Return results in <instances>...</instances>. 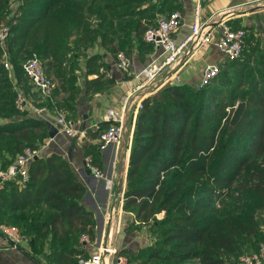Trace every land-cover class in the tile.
Returning a JSON list of instances; mask_svg holds the SVG:
<instances>
[{
  "label": "trees",
  "instance_id": "1",
  "mask_svg": "<svg viewBox=\"0 0 264 264\" xmlns=\"http://www.w3.org/2000/svg\"><path fill=\"white\" fill-rule=\"evenodd\" d=\"M136 1L0 0V24L9 31L4 41L8 62L18 78L23 60L36 57L48 75V69L59 67L71 50L69 37L73 36L75 47L90 45L101 32L96 18L117 14L123 7L125 14H131L128 5ZM149 23L133 21L137 40ZM260 42L240 58L220 63L207 85L165 84L141 99L131 133L122 209L156 235L147 249L127 255L132 263L181 264L195 259L199 264H224L236 261L243 249L257 252L264 241L260 222L264 213V32ZM100 67L97 56L87 58L86 73L94 77L84 81V95L108 86ZM14 96L0 63V119L17 112ZM240 101L244 109L230 126L231 113ZM55 107L72 109L67 101ZM106 125L101 122L85 134L95 138ZM48 134L45 122L35 116L1 122L0 151L13 158L24 147L37 149ZM81 146L99 167L96 145L83 140ZM18 180L7 181L0 189V223L16 225L33 251L50 236L57 264H76L78 257L87 256L84 243L94 239L93 217L80 202L84 187L67 161L54 152L39 153L28 164L26 182Z\"/></svg>",
  "mask_w": 264,
  "mask_h": 264
},
{
  "label": "crops",
  "instance_id": "2",
  "mask_svg": "<svg viewBox=\"0 0 264 264\" xmlns=\"http://www.w3.org/2000/svg\"><path fill=\"white\" fill-rule=\"evenodd\" d=\"M196 6L199 8L200 23L203 28L216 32L218 23L221 21L230 28H243L245 37L251 41L250 44L260 45V36L264 32V0H137L135 4L128 5L131 14H125L123 7L121 17L117 18L115 15L112 18L113 22H122L112 32L108 31V23L104 21L105 19L96 18V23H100L101 32L95 36L90 45L75 47L72 43L73 36L69 37L67 45L71 50L68 51L66 59L62 60L59 67H51L47 72L53 85L50 99H48L50 104L47 103L48 100L40 102L36 90L27 78L22 73L17 78L15 70L11 67L10 83L13 86L16 85L33 106H42L44 110L38 116L32 115L27 110L16 112L8 118H1L0 123L7 120L14 121L23 116H35L50 123L55 129L56 112L62 111L78 130L80 126H83V129L79 130L82 133L78 136L68 137L55 132L51 138L47 136L38 145L41 147V154L50 152L60 154L67 161L75 178L83 184L84 194L80 202L91 212L94 222V239L86 240L84 243L88 254L107 241L109 226L112 227L114 234L111 242L117 246L119 253L121 250L125 251L126 256L141 253L155 241L156 234L151 231L149 225L138 224L133 220L130 212L122 209L131 133L138 110L136 104L144 92H149L151 95L165 84L196 88L206 63L220 64L225 60L213 45L195 50L189 44L188 53L181 54L180 58L158 75L150 86L130 94L134 85L133 74L146 63L152 52V46L149 47L148 44L135 38L131 25L135 20H140L144 24L153 22L156 16L176 10L181 14L184 26L178 27L172 36L179 39L187 33V26L191 22L193 9ZM114 49L124 51L129 57L130 66L127 72L124 73L116 66L112 51ZM91 55L97 56L98 62L102 65L99 69L105 70L109 84L102 91L84 95L82 87L84 81L94 77L92 74H87L85 68V62ZM170 74H173V77L167 81L166 77ZM70 92L74 94L69 96ZM123 97L128 98L123 137L118 143H111L103 149H97L99 169L102 173V177L97 178L84 165L85 155L81 146L83 140L95 145V138L87 136L85 130L87 128L96 130L95 127L98 128L101 122H106V110L112 107L117 108ZM66 101L71 110L65 107L61 110L56 109L55 105L60 107ZM11 159L12 157L5 150L0 151V167H5ZM107 179L112 182V193L104 186V181ZM111 206L114 212L108 224L104 218ZM262 233L264 235L263 231ZM36 248L37 251L31 249L29 240L25 236L18 248H9L0 235V264H57L53 255L54 242L50 236L38 242ZM151 263L147 262V264ZM228 263L238 264L233 259H229ZM104 264H112V262L106 258ZM181 264L199 263L194 259Z\"/></svg>",
  "mask_w": 264,
  "mask_h": 264
},
{
  "label": "built area",
  "instance_id": "3",
  "mask_svg": "<svg viewBox=\"0 0 264 264\" xmlns=\"http://www.w3.org/2000/svg\"><path fill=\"white\" fill-rule=\"evenodd\" d=\"M181 26H184L182 16L176 10H172L165 15L156 16L152 23L145 26L141 34V40L151 44L152 52L146 63L133 74L134 85L130 94L146 86H150L158 75L180 58L181 54L188 53L189 44L195 50L207 45H213L225 61H232L242 56L245 30L241 27L230 28L220 21L216 32L207 30L200 23L199 8L197 6L193 9L191 22L187 26V33L179 39H175L172 34ZM8 35V26L0 24V49L2 50L0 53V63L6 71L8 79H10L11 64L8 62L4 51V41ZM114 60L116 66L121 71L124 73L128 71L130 60L124 51H116ZM21 66L24 76L36 90L39 101L43 102L50 99L53 87L52 81L45 74L40 60L36 57H27L23 60ZM218 72V62L206 63L202 69L196 88L211 83ZM171 77H173V74L166 77L167 81ZM13 87L15 90L13 105L17 112L27 110L35 116L43 112L44 107L33 106L19 88ZM149 94V92H144L143 96L139 97V101L136 104L137 108L140 107L141 99ZM127 99V97H123L117 108L112 107L106 110L105 121L107 125L105 128L98 130V134L95 137V145L98 150L103 149L108 144L118 143L122 139ZM54 122L56 132L65 136L73 137L82 133L70 119L66 118L62 111L56 112ZM95 128L97 129V127ZM39 153L41 154V147L35 150L30 147H24L5 167H0V189L5 182L15 180L16 177L19 178L18 183L22 184L26 182L28 164ZM84 165L93 176L97 178L102 177L99 167L91 161L89 156L84 157ZM105 187L111 192V180H105ZM113 212L114 208L111 206L105 213L104 221L106 223H110ZM260 222L261 229L264 232V213L260 215ZM0 235L5 239L9 248H18L24 239V235L21 234L18 227L14 224L0 223ZM113 235L112 227L109 226L106 236L107 241L99 245L95 251L87 254V256L78 257L76 264H104L106 258L112 264H134L121 256L117 246L111 242ZM236 261L238 264H264V241L259 244L257 252L241 253L236 257Z\"/></svg>",
  "mask_w": 264,
  "mask_h": 264
},
{
  "label": "rangeland",
  "instance_id": "4",
  "mask_svg": "<svg viewBox=\"0 0 264 264\" xmlns=\"http://www.w3.org/2000/svg\"><path fill=\"white\" fill-rule=\"evenodd\" d=\"M122 11H123V8H119V10H118V12H117V14H112V13H109V14H105L104 16L103 15H101L100 16V18L101 17H103L105 20L104 21H107V23H108V31L109 32H112L115 28H117V27H119L121 24H122V22H113V17H115V15H116V17L117 18H120L121 17V15H122ZM99 18V19H100ZM104 27V26H103ZM117 30H119V28L117 29ZM250 40L247 38V37H245V39H244V47H243V52L244 53H249L250 52V49H251V45L252 44H250ZM250 47V48H249ZM66 114V113H65ZM247 245V244H246ZM245 245V246H246ZM119 251V250H118ZM247 252H249V251H247V250H245V249H243V250H241V252L240 253H238L237 255H239V254H241V253H247ZM121 256H123L127 261H129V262H131L129 259H128V257L126 256V255H124V254H121ZM236 258V257H235ZM224 264H228V260L224 263Z\"/></svg>",
  "mask_w": 264,
  "mask_h": 264
},
{
  "label": "water",
  "instance_id": "5",
  "mask_svg": "<svg viewBox=\"0 0 264 264\" xmlns=\"http://www.w3.org/2000/svg\"><path fill=\"white\" fill-rule=\"evenodd\" d=\"M244 106H245L244 102H242V101L237 102L235 104L234 109H233V111L231 113V116H230V119H229V125L230 126H233L237 122L238 118L240 117V115H241V113H242V111L244 109ZM45 124L48 127V129H49L48 137L51 138L54 135V133L56 132V130L52 128L50 123L45 122ZM82 129H83V126H80L79 130H82ZM35 157H33V158H35ZM104 186H105V181H104ZM117 187L119 188V185Z\"/></svg>",
  "mask_w": 264,
  "mask_h": 264
}]
</instances>
